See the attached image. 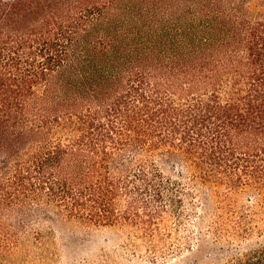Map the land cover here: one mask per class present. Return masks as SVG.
<instances>
[{"label":"trees","instance_id":"trees-1","mask_svg":"<svg viewBox=\"0 0 264 264\" xmlns=\"http://www.w3.org/2000/svg\"><path fill=\"white\" fill-rule=\"evenodd\" d=\"M48 222L264 264V0H0V255Z\"/></svg>","mask_w":264,"mask_h":264},{"label":"rangeland","instance_id":"rangeland-1","mask_svg":"<svg viewBox=\"0 0 264 264\" xmlns=\"http://www.w3.org/2000/svg\"><path fill=\"white\" fill-rule=\"evenodd\" d=\"M177 223L173 216L161 231L164 236L170 231L174 235L171 241L166 240L167 248H184L179 240L184 233L175 230ZM38 228L41 240L34 238L31 232L26 234L18 248L0 255V264H154L151 262L153 251L146 245L142 246V239L136 233H130L127 227L107 226L89 230L74 222H48ZM179 260L175 253L157 262L179 264Z\"/></svg>","mask_w":264,"mask_h":264}]
</instances>
